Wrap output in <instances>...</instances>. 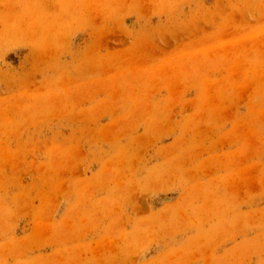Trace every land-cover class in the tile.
I'll list each match as a JSON object with an SVG mask.
<instances>
[{"label": "rangeland", "instance_id": "rangeland-1", "mask_svg": "<svg viewBox=\"0 0 264 264\" xmlns=\"http://www.w3.org/2000/svg\"><path fill=\"white\" fill-rule=\"evenodd\" d=\"M0 264H264V0H0Z\"/></svg>", "mask_w": 264, "mask_h": 264}]
</instances>
